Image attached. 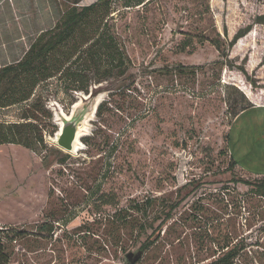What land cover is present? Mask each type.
I'll use <instances>...</instances> for the list:
<instances>
[{"label":"rangeland","instance_id":"374dc122","mask_svg":"<svg viewBox=\"0 0 264 264\" xmlns=\"http://www.w3.org/2000/svg\"><path fill=\"white\" fill-rule=\"evenodd\" d=\"M66 2L76 1L0 0V67L20 60ZM262 14L264 0H153L115 15L126 72L91 81L94 94L77 92L69 111L51 98L31 120L30 146L0 144V227L24 232H0V264H129L147 236L140 225L176 203L135 264H207L235 243L233 264H264V198L234 182L264 177L260 143L241 144L234 126L246 110L264 114ZM74 113L87 124L71 153L56 136Z\"/></svg>","mask_w":264,"mask_h":264},{"label":"trees","instance_id":"16d2710c","mask_svg":"<svg viewBox=\"0 0 264 264\" xmlns=\"http://www.w3.org/2000/svg\"><path fill=\"white\" fill-rule=\"evenodd\" d=\"M75 1L72 4L66 2L56 24L43 30L20 60L0 67V144L30 146L31 120L45 110L51 98L69 111L77 102V92L94 94L90 92L91 81L103 83L128 69L130 57L110 21L123 11L145 7L153 0H96L82 6L78 4L79 0ZM255 22L264 23V14L257 16ZM252 27L250 24L238 29L229 47L246 36ZM209 39L206 37L207 41ZM209 42L220 47V41ZM101 106L97 107V112ZM232 161L231 166H236V160L232 158ZM234 182L249 187L252 193L264 198V177L255 181L235 178ZM176 205L170 206L165 218L158 216L153 220L159 222L156 226L153 221L149 225H140L141 231L147 234L141 251L157 242ZM41 228L46 229V224ZM148 228L152 229L150 234ZM0 232H13V240L24 234L13 227H0ZM1 238L0 261L6 256ZM240 249L238 243L225 245L218 257L207 264H233Z\"/></svg>","mask_w":264,"mask_h":264},{"label":"crops","instance_id":"0c3cea01","mask_svg":"<svg viewBox=\"0 0 264 264\" xmlns=\"http://www.w3.org/2000/svg\"><path fill=\"white\" fill-rule=\"evenodd\" d=\"M253 109H257V108L254 107ZM253 109H249L243 112L236 120L234 126H235V130H237L238 134L241 135L242 137L239 139L242 142L241 144L248 145L250 137L255 136L254 140L256 142H259L261 145V149L259 150H261V153H262V155H260L261 161H262V164H264V131H263L264 130V114L260 116H256L255 112L252 111ZM258 132L260 134H258ZM234 142H235V139L233 135L232 136L233 145H234ZM259 150L258 151L256 150L255 153H258ZM244 158L245 157L243 154L242 156L239 155V157L236 156V160L238 162H242V164L244 163L245 165H247V159L244 160Z\"/></svg>","mask_w":264,"mask_h":264},{"label":"water","instance_id":"95a60500","mask_svg":"<svg viewBox=\"0 0 264 264\" xmlns=\"http://www.w3.org/2000/svg\"><path fill=\"white\" fill-rule=\"evenodd\" d=\"M83 119V114L74 113L71 118L65 119L63 121L60 131L56 136V143L68 152H72L74 150L77 133L80 129V123L83 121ZM141 255L142 251L134 254V258H132L133 254H129L128 258L130 264H135Z\"/></svg>","mask_w":264,"mask_h":264},{"label":"bare ground","instance_id":"6f19581e","mask_svg":"<svg viewBox=\"0 0 264 264\" xmlns=\"http://www.w3.org/2000/svg\"><path fill=\"white\" fill-rule=\"evenodd\" d=\"M77 105V104H76ZM97 106H98V104L95 106V108H94V110H93V113H92V115L94 114V112L96 111V109H97ZM75 107V106H74ZM90 113V114H91ZM66 117H69V116H66ZM89 120V119H88ZM85 122V121H84ZM85 124H87V123H85ZM84 124V126L82 125V126H80V129H79V131H78V133H77V138H76V141H75V146H74V150L71 152V153H75V152H77V151H79L80 149H81V146H79V138H81L83 135H86V133H84V130L86 129L85 128V125ZM86 132V131H85ZM82 141V140H81Z\"/></svg>","mask_w":264,"mask_h":264}]
</instances>
